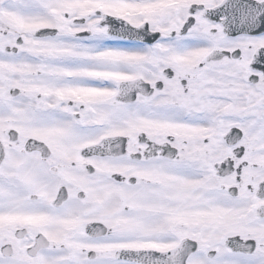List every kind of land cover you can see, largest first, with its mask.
Here are the masks:
<instances>
[{"label": "snow or ice", "instance_id": "obj_1", "mask_svg": "<svg viewBox=\"0 0 264 264\" xmlns=\"http://www.w3.org/2000/svg\"><path fill=\"white\" fill-rule=\"evenodd\" d=\"M0 264H264V0H0Z\"/></svg>", "mask_w": 264, "mask_h": 264}]
</instances>
